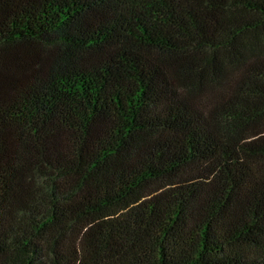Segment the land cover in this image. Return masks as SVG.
Masks as SVG:
<instances>
[{"label":"trees","instance_id":"trees-1","mask_svg":"<svg viewBox=\"0 0 264 264\" xmlns=\"http://www.w3.org/2000/svg\"><path fill=\"white\" fill-rule=\"evenodd\" d=\"M0 264H264V0H0Z\"/></svg>","mask_w":264,"mask_h":264}]
</instances>
